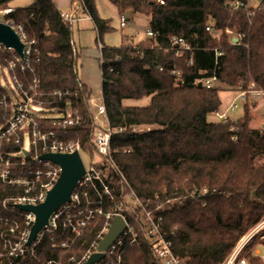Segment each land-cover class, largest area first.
I'll use <instances>...</instances> for the list:
<instances>
[{
    "label": "trees",
    "instance_id": "obj_1",
    "mask_svg": "<svg viewBox=\"0 0 264 264\" xmlns=\"http://www.w3.org/2000/svg\"><path fill=\"white\" fill-rule=\"evenodd\" d=\"M13 1L0 0V10ZM110 1L122 11L148 16L149 29L160 35L154 41L157 48L142 49V55L127 45L101 47L102 98L114 133L113 164L100 168L110 171L104 182L116 201L106 199L104 209L108 212L121 202L127 183L139 199L152 202L149 207L163 208L157 217L164 221L176 255L188 264H226L242 238L264 221V124L251 127L248 104L238 121H210L223 104L220 88H205L200 80L211 76L218 49L224 53L221 84L264 89V11L250 15L248 9L228 7L246 0H164L163 5L157 0ZM75 2L74 10L90 16L98 36L109 30L95 0ZM209 20L216 35L206 31ZM4 22L21 25L28 39L36 42L32 71H19L20 81H39L36 103L41 102L43 109L60 112L71 107L80 124L71 129V138L89 154L94 148L93 118L86 106L91 91L79 77L73 26L61 19L52 0H34L5 15ZM226 29H237L242 39L233 44ZM172 36L183 37L192 51L175 57L169 44ZM144 98H150L148 106L127 104ZM142 126L152 128L136 131ZM130 214L125 212L138 232V244L130 249L125 264H162L143 227L134 222L136 215ZM98 230H92L86 246ZM84 240L75 247L83 246ZM47 245L45 240L42 248ZM256 246L264 247V229L240 257L249 264H264L255 255ZM47 249L49 260L53 249ZM18 261L14 263L27 264Z\"/></svg>",
    "mask_w": 264,
    "mask_h": 264
},
{
    "label": "built area",
    "instance_id": "obj_2",
    "mask_svg": "<svg viewBox=\"0 0 264 264\" xmlns=\"http://www.w3.org/2000/svg\"><path fill=\"white\" fill-rule=\"evenodd\" d=\"M157 1L161 5L164 4V0ZM228 7L231 10L248 9L250 15H254L258 11H264V0L235 1ZM13 11L4 10L2 13L8 15ZM86 18L90 19V16L86 15ZM61 19L65 23L73 25L78 23L82 16L74 10L61 13ZM7 23L18 34L25 49L24 57L20 58L13 49H8L0 43V52L14 55L13 59L5 60L0 64V264H15L14 262L22 261V258L26 256L36 257V249L42 248L45 240L51 244L52 248L73 249L78 241L84 238V231L88 223L97 219V216L105 221L103 231L98 233L95 241L84 252L82 258L75 259V256L71 257L70 255L67 264H86L92 255L100 253L98 246L105 234L109 232L112 222L117 216L124 219L125 230L104 252V258L96 264H121L127 248L138 244V233L123 215L120 206L123 204L122 201L117 202L114 208L108 212L105 211L106 199L114 203L115 198L104 182L106 178L103 176V170L98 171L92 166L85 167L86 174L74 190L71 202L54 214L35 241L28 244L36 219L33 213L21 210L20 206H38L44 203L48 192L59 181L62 172L59 166L50 161H44L41 157L44 154H73L78 151L82 158L83 151L78 141L66 139L71 129L80 125L79 120L73 118L75 112L71 107L58 112L61 116L44 115L42 111L46 110L41 108V102L36 103L34 100V96L39 90V81L32 80L28 87V85L20 83L14 74L19 65L24 70L32 71L34 62L32 55H38V51L34 48L36 42L28 39L26 31L21 25L14 22ZM128 25L129 20L122 15L121 28H126ZM215 30L213 21L209 20L206 24V31L216 35ZM229 33H232L229 38L232 39L233 44L237 43L238 37H240L239 32L235 29H226L225 34ZM146 35L148 39L155 41L160 34L149 29ZM169 44L177 58L192 51L191 45L183 37L172 36L169 38ZM223 56V51L214 50V68L211 76L200 80L203 87L220 88V75L225 72V66L221 60ZM4 72L7 73L6 76ZM10 82L15 86V92L12 94H8L5 89ZM226 104L225 111L219 110L216 114L214 113L220 121L229 120V115L235 113L240 106L245 104L252 106L259 104L264 115V89L257 88L255 84L247 89L241 86L231 89ZM89 106L97 121L96 125L100 128L99 134L95 135L93 140L94 145L99 153L106 157L107 162L113 164L110 143L114 132L107 119L102 91L98 97L92 96L89 99ZM234 140L237 138L234 137ZM120 176L124 179L121 173ZM99 185L103 187L102 191L99 190ZM131 197L133 203L139 199L132 190ZM139 207L143 216L148 215L149 217V220L144 221L142 226L155 258L162 264H188L187 260L173 252L172 242L167 239L166 232L162 227V218L157 217V214L153 216L149 206L147 208L139 205ZM56 241L60 242L59 246L55 243ZM258 257L264 260V255L261 253L258 254ZM235 261V258L231 257L228 264H235ZM240 261L242 264H249L246 260ZM47 263L55 264L56 258L52 256Z\"/></svg>",
    "mask_w": 264,
    "mask_h": 264
},
{
    "label": "rangeland",
    "instance_id": "obj_3",
    "mask_svg": "<svg viewBox=\"0 0 264 264\" xmlns=\"http://www.w3.org/2000/svg\"><path fill=\"white\" fill-rule=\"evenodd\" d=\"M33 1L34 0H14L10 4V7H8L7 9L0 10V21L4 22L5 14L2 13L4 10H16L18 8L28 7L29 5L33 3ZM52 1L56 5H60L59 7L61 9L58 6L57 7L61 11V13H66V12L71 11L76 5L75 0H52ZM95 5L98 11L99 17L105 20L107 24L109 25V30L101 36L102 39L100 36H98V32L95 29V25L92 19L91 18L87 19L86 15H82V19L78 23L72 25L73 26L72 27L73 41L76 44L74 45V48H76V50L78 51L77 68L79 72V77L82 83L85 84L91 91V96L90 95H89L90 97L88 96L87 101H86V106L88 110L90 111L92 118H93V132H92L93 140L95 139V135L99 134L100 128H98V126L96 125L97 121L93 117L94 113L92 111V108L89 106V99L92 96L98 97L99 94L101 95L102 77H101V57H100L101 52L100 51H101L102 45L104 44L106 47H110V48H114V47L119 48L123 45H127L130 48H132L134 51H136L135 53L139 55L143 54L142 49L157 48V46L154 44V41L148 39L146 35L147 30H149V17L148 16H146L145 14H140V13L134 14L129 9L122 11L115 4H113L110 0H95ZM122 15L125 16L129 20V25L126 28H121L120 26ZM230 34L232 33L227 34L228 38L231 36ZM239 35L240 37H238V40H241L242 35L241 34ZM234 36L236 37V33L234 34ZM13 58H14V55L12 53L0 52V64L5 62V60L9 61ZM19 71L21 74H26V73H29V70H24L19 65L17 69L14 71V74L16 75L19 82L21 83L22 81H20L21 79L19 78V74H20ZM4 75L6 76L7 73L4 72ZM32 80L33 79H30L28 82H24V81L23 82L25 85H28L29 87L31 85ZM5 89L8 94H12L15 92V86L12 82H10V84L7 85ZM230 91H231L230 87L224 84H220L219 95L223 102L222 107L220 108L221 111H225L227 109L226 99L228 98V94ZM39 95H40V92L38 91L37 94L34 96L35 102H37V98L39 97ZM127 104L132 105V106L145 107L150 104V98H144L140 101H130ZM250 107H251L250 115L252 116L250 125L252 128H259L260 126H262V124H264V115L262 114L260 105L259 104H256L253 106L250 105ZM41 108H43L42 104H41ZM58 112L59 111L55 109L53 110L46 109V111H42L44 115L50 116V117L61 116V114H59ZM244 113L245 112H244L243 106H240L235 113H231L229 115V119L231 121H238L244 116ZM215 114L209 117L210 121H216ZM76 116H77V113H76ZM151 128L152 127L142 126V127L137 128L136 131L145 132L147 130H150ZM68 137H66L68 141L74 140L73 138H71V132L69 133ZM128 152H130V150H128ZM82 160H83L85 167L89 168L90 166H92L98 171L100 170L102 171L100 167H103L109 164L107 162L106 157L100 154L97 148H95V145L92 151L89 152V154L83 151ZM102 173H103V176L106 179H108L109 174H110L109 169L103 170ZM121 194L122 195H121L120 201H122L123 204H120V206H121L123 215H125V212L131 213L130 214L131 216L136 215L135 217L136 219L135 218L133 219L134 222L137 221L142 226V223H144V221L149 220V217L148 215L143 216V213L141 212V208L139 207V205H142L148 208V206L152 205V202L151 201L146 202L141 199H138L137 201H134L135 203H133L132 197H131V190L129 189L127 183L123 185ZM174 203L179 204L181 203V200L175 201ZM149 210H152L151 212H152V215L154 216L158 214L159 212H162L163 208L161 206H155L154 208L149 207ZM150 218H152L151 215H150ZM131 224L135 228L134 223L131 222ZM162 224L164 225V221ZM104 225H105L104 219H101V217L99 216H97V219H95L93 222L88 223L84 231V235H83L85 238L83 246H85L86 249L83 246H77L75 247L76 248L75 251H72V249L64 250L62 248L61 250V249L52 248L51 244H48L49 246L47 245L46 247L36 249V253H37L36 257L26 256V257H23L22 260L25 261L27 264H48L47 263L48 260L46 259L45 253L47 252V250H49L47 249L49 247L52 249H56L55 251L54 250L52 251L53 252L52 256L56 258L55 264H67L70 260V255L71 257L75 256L74 257L75 259H80L83 257L84 252L87 251L90 245L95 241L98 233H101L103 231ZM97 228L99 229L98 232L96 233L92 241L89 243V245L86 246L90 239L89 238L90 233L92 232V230H96ZM263 229H264V221L260 225H258L256 228H254L252 231H250L244 238H242V240L239 242L234 253L231 256L232 258H235L236 260L235 264H242L240 260H246V258L240 257L242 251L251 243L253 237ZM107 233L105 234V236L107 235ZM144 234H145V231H144ZM55 243L57 244V246L60 245L59 241H56ZM128 248L123 254V258H122L123 261L121 264L126 263L127 254L129 253L130 249L133 247L130 246ZM58 252L60 253L58 254ZM260 253L264 255V247L256 246L255 255L258 256V254ZM66 254H69V255L65 257ZM231 257L228 260L227 264L231 260Z\"/></svg>",
    "mask_w": 264,
    "mask_h": 264
},
{
    "label": "water",
    "instance_id": "obj_4",
    "mask_svg": "<svg viewBox=\"0 0 264 264\" xmlns=\"http://www.w3.org/2000/svg\"><path fill=\"white\" fill-rule=\"evenodd\" d=\"M0 43L8 49H13L20 58L24 57L25 45L9 23L0 21ZM44 161H50L61 168V177L47 199L38 206H20V209L35 215V223L31 230L28 244L30 245L39 233L49 224L50 218L64 205L71 202V196L78 183L86 174L85 165L78 151L73 154H44ZM126 224L121 216L115 217L109 232L98 246V251L92 255L86 264H96L104 258L106 252L121 236Z\"/></svg>",
    "mask_w": 264,
    "mask_h": 264
},
{
    "label": "crops",
    "instance_id": "obj_5",
    "mask_svg": "<svg viewBox=\"0 0 264 264\" xmlns=\"http://www.w3.org/2000/svg\"><path fill=\"white\" fill-rule=\"evenodd\" d=\"M58 7L60 6V5H57ZM60 8V7H59ZM61 9V8H60ZM74 11V8L71 10V11H69V12H73ZM67 13V12H66ZM75 43V42H74ZM76 45V44H75ZM100 51V50H99ZM101 57V56H100ZM82 82V81H81ZM89 82V81H88ZM102 87V86H101Z\"/></svg>",
    "mask_w": 264,
    "mask_h": 264
}]
</instances>
